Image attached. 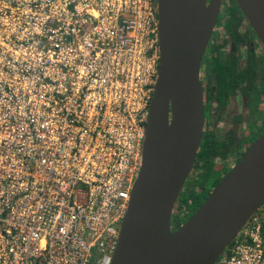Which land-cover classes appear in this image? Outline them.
<instances>
[{
  "label": "built area",
  "instance_id": "built-area-1",
  "mask_svg": "<svg viewBox=\"0 0 264 264\" xmlns=\"http://www.w3.org/2000/svg\"><path fill=\"white\" fill-rule=\"evenodd\" d=\"M158 66L156 0H0V264H111Z\"/></svg>",
  "mask_w": 264,
  "mask_h": 264
},
{
  "label": "water",
  "instance_id": "water-1",
  "mask_svg": "<svg viewBox=\"0 0 264 264\" xmlns=\"http://www.w3.org/2000/svg\"><path fill=\"white\" fill-rule=\"evenodd\" d=\"M222 0H156L159 66L141 166L111 264H216L264 203V130L193 215L172 230L203 123L200 64ZM264 48V0H235Z\"/></svg>",
  "mask_w": 264,
  "mask_h": 264
},
{
  "label": "flooded vegetation",
  "instance_id": "flooded-vegetation-1",
  "mask_svg": "<svg viewBox=\"0 0 264 264\" xmlns=\"http://www.w3.org/2000/svg\"><path fill=\"white\" fill-rule=\"evenodd\" d=\"M200 82V145L208 140L217 146L212 165L230 168L264 130V48L235 0L221 2L202 55ZM262 211L264 203L254 213ZM171 225L175 230L181 222Z\"/></svg>",
  "mask_w": 264,
  "mask_h": 264
},
{
  "label": "trees",
  "instance_id": "trees-1",
  "mask_svg": "<svg viewBox=\"0 0 264 264\" xmlns=\"http://www.w3.org/2000/svg\"><path fill=\"white\" fill-rule=\"evenodd\" d=\"M218 150L219 148H217V146H213L211 143H209L208 140L200 145L196 154L194 168H196V171L199 170L197 172L202 178V181L199 184L201 185V188H205L206 191H203L202 189L201 191L192 192L189 197H184V199L182 198L180 201V203L182 204L180 208L184 206L186 207V209H190V207L197 202V197L199 195H203V193L208 192L207 187L209 185H212V187L216 186L223 175H225L227 171H225V167H220L222 170L220 168L213 169L208 175L206 174V172L213 166L212 161L215 158ZM203 169L205 171H203ZM178 220H180V218H178V215L176 216L175 214L174 217L172 216L171 222L175 224V222H177Z\"/></svg>",
  "mask_w": 264,
  "mask_h": 264
},
{
  "label": "rangeland",
  "instance_id": "rangeland-1",
  "mask_svg": "<svg viewBox=\"0 0 264 264\" xmlns=\"http://www.w3.org/2000/svg\"><path fill=\"white\" fill-rule=\"evenodd\" d=\"M218 168H220V164L217 162V164L215 163V165L212 166L211 169L206 172V174L208 175L213 169H218ZM229 170H230V168L229 169L226 168L225 169L226 173ZM197 171H199V170H197ZM197 171H196V168H194V167L192 168L191 172L189 173L187 179L185 180V182H184V184H183V186H182V188L180 190V193L178 195V198L176 200V203H175V206H174V209H173V215L172 216L174 217L175 214H176V216L178 215V218H180L181 224H183L187 219H189L193 215V213L196 211V209L204 202L206 197L209 195V193L215 187V186L212 187V185H209L207 187V189L210 192H205V193H203V195H199L197 197V202L194 203L190 207V209H186V207L183 206L182 209L180 210V207L182 205L180 203V201H181L182 198L184 199V197H189V195L192 192L201 191L202 189H203V191H206V189L205 188H201V185L199 184L202 181V178H201L200 174ZM203 171H205V170L203 169ZM223 177H224V175H223ZM187 199H189V198H187ZM237 238H238V236L227 246V248L223 252L221 258H219V260L217 261L216 264H225V261H226L228 255L230 254L231 249H232L233 245L235 244Z\"/></svg>",
  "mask_w": 264,
  "mask_h": 264
}]
</instances>
